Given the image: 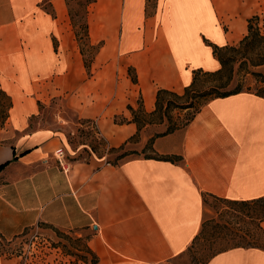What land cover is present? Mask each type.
<instances>
[{"label": "crops", "instance_id": "crops-1", "mask_svg": "<svg viewBox=\"0 0 264 264\" xmlns=\"http://www.w3.org/2000/svg\"><path fill=\"white\" fill-rule=\"evenodd\" d=\"M42 1L0 0V91L11 101L0 126L2 237L42 225L84 237L97 264H172L200 232L202 193L264 197V98L254 93L210 100L184 129L154 139V154L179 161H76L58 133L31 127L44 95L63 96L118 148L137 132L127 107L141 99L150 113L158 89L181 94L194 70H217L204 40L238 44L248 20L264 15V0H96L88 33L101 46L89 75L65 0H49L53 16ZM205 264H264V251L233 248Z\"/></svg>", "mask_w": 264, "mask_h": 264}, {"label": "rangeland", "instance_id": "rangeland-1", "mask_svg": "<svg viewBox=\"0 0 264 264\" xmlns=\"http://www.w3.org/2000/svg\"><path fill=\"white\" fill-rule=\"evenodd\" d=\"M83 3L84 0H74L70 4L78 32ZM258 25L261 31L264 32V15L259 17ZM81 44L85 59L89 61L91 51L83 40H81ZM255 70L264 74V65ZM130 75H132V72H130ZM236 80L243 82V91L256 92L264 86L258 79L245 75L243 72L237 76ZM206 81L202 78L198 83L197 90L208 87L209 84ZM0 100L2 105L6 104L4 97H1ZM43 100L40 103V115L32 119L31 127H41L53 133H58L72 160L88 161L91 157H96L109 163L114 161L117 153L108 152L109 146L98 133L95 123H84L82 120H78L67 107L65 97L54 98L48 94L44 95ZM206 100L208 98H198L197 101L201 106L206 103ZM192 112L193 110L172 111L170 117L178 126H182ZM1 118L2 114L0 113V121ZM163 126V129L159 132H154L149 128L143 129L136 141H132L125 146V150L137 152L136 155L128 157H160L150 152V150L144 149L148 141H144V138L150 134L164 132L167 124L164 123ZM67 158L69 159V157ZM254 212L255 216V214L260 213V209ZM251 213L250 209L240 208L239 206L233 207L208 198L203 211V221H209L207 234L193 244L186 253L173 260L172 264H203L213 254L231 246L228 239L232 234L238 233L242 236L243 234L258 232L256 222L250 217H244V214ZM262 226L264 227V223ZM74 233L73 231H60L42 225L29 228L13 239H5L3 243L1 241L0 264H92L93 256L86 249L85 238H77ZM258 245L264 246L263 235L259 237Z\"/></svg>", "mask_w": 264, "mask_h": 264}, {"label": "trees", "instance_id": "trees-1", "mask_svg": "<svg viewBox=\"0 0 264 264\" xmlns=\"http://www.w3.org/2000/svg\"><path fill=\"white\" fill-rule=\"evenodd\" d=\"M72 1L74 0H65L68 8V16L70 19V23L74 29L75 39L78 44L80 54L83 57L84 68L87 74L89 75L93 59L95 55L98 53L101 46L100 43L96 45L92 44L88 33V23H87L88 9L90 5L95 3L96 0H84L83 12L82 15L80 16L81 23L79 25V32L81 34L76 30L77 26L70 5ZM48 2L49 0H43L41 5L50 15L53 16V11ZM147 2L152 3L154 2V0H147ZM148 8H149V4L148 7H146V15H150ZM258 21H259L258 16H253L251 19L248 20L247 34L236 45L233 46L226 45L219 47L204 40V42L211 47L213 56L219 63V68L215 71H203L202 69L194 70L192 72V81L190 85L185 87L181 94H177L165 89H158L156 92L155 109L150 113L146 112L143 109L141 99H139L138 101L137 108L134 109L128 106L127 109L131 115L130 122L136 125L137 132L133 137H131L127 142H125L118 148L109 147L108 152L117 153V155L115 156L114 161L112 163L109 162L106 163L112 166H117L118 163L121 162L126 157L130 155H136L137 152H135L134 150L131 151L125 150V146H127V144H129L132 141H136L139 138L141 131L148 126L163 125L164 123L167 124V128L164 132L154 134L151 138L148 139L147 143L145 144L144 149L150 150V152L154 153L152 145L155 138L171 134L176 130L184 129L192 122L195 115L200 111L202 106H204L208 101L216 98L229 97L231 95L239 94L242 92H250V91H243V87H244L243 82L241 80L240 81L236 80L237 76H239V74L242 72L243 74L249 75L254 79H258L259 82L264 85V74L255 70L256 68L262 67L264 65V32H262L261 29L258 27L259 26ZM81 40H83L86 43L87 48L90 49L91 51V58L89 61L85 59ZM202 78L207 80L206 82L209 84V86L203 90H197L198 83L201 81ZM132 82L137 83L136 75L132 76ZM250 93H254L256 96L264 98V86L260 87L256 92H250ZM1 97H4L6 99V104L2 105L0 100V113L2 114L0 126H2V124L6 120L8 111L11 108L10 98L2 91H0V98ZM198 98H202V99L208 98V100H206V103L200 106V104L197 101ZM183 110L184 111L193 110V112L182 126H178V124L172 121V118L170 117V113L172 111H183ZM82 122L89 123L91 121L82 120ZM114 122L123 124L126 122V119L116 117ZM144 157L147 159H158L165 161L180 160V158L177 157H167V156L165 157L144 156ZM5 165L6 164L1 165L0 169L3 168ZM208 198H212L213 200H216L219 203L227 204L233 207L239 206L240 208L250 209L252 213L244 214V217L247 216L250 217L252 220H254L256 222V228L258 231L255 232L256 234L248 233V234H243L242 236L238 235V233L232 234L229 238L230 240L228 239V241L231 242V246L228 247L227 249H224L222 251L213 254L210 258H212L214 255L220 252L233 248H257L264 251V246L258 245L259 237L261 235L264 236V227L262 226V224L264 223V197L250 201H234V200L218 198L207 193H202L203 205L206 203ZM258 209H260V213L255 214L254 216L253 214L255 213L254 211H257ZM208 223L209 221H205V220L202 222L200 232L194 238L192 245L195 244L199 239L205 237V235L207 234ZM1 241L2 243L5 242V238L0 235V244ZM87 251L88 253L92 254L88 249ZM92 256H93L92 264H97V258L93 254Z\"/></svg>", "mask_w": 264, "mask_h": 264}, {"label": "built area", "instance_id": "built-area-1", "mask_svg": "<svg viewBox=\"0 0 264 264\" xmlns=\"http://www.w3.org/2000/svg\"><path fill=\"white\" fill-rule=\"evenodd\" d=\"M56 158L59 162L60 165H62V162H63V159H64V155L62 152H58L57 155H56Z\"/></svg>", "mask_w": 264, "mask_h": 264}]
</instances>
